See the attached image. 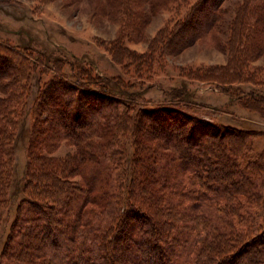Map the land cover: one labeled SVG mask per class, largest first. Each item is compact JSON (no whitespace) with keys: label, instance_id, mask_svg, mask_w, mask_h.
<instances>
[{"label":"trees","instance_id":"16d2710c","mask_svg":"<svg viewBox=\"0 0 264 264\" xmlns=\"http://www.w3.org/2000/svg\"><path fill=\"white\" fill-rule=\"evenodd\" d=\"M213 1L199 0V4L203 8ZM217 14L207 13L197 29L190 24L193 18H187L177 30L208 33L217 27ZM263 39L264 0H242L229 25L226 77L243 74ZM47 62L44 54L0 44V210L11 185L15 129L32 93L31 81L35 73L46 72ZM78 62L84 67L72 63L69 73L52 62L54 77L38 89L32 105V114L40 116L48 110L53 124L63 120L65 125L57 131L76 151L60 159L34 153L26 167L20 184L23 198L5 244L16 264H264V249L255 248L264 244V150L253 154L251 139L241 131L202 124V119L184 114L196 110L184 87L171 88L161 101L150 103L142 88L132 90L98 74L89 61ZM78 92L126 109L118 113L131 127L134 145L129 160L122 158L115 139L120 129L116 112L109 111L104 122L95 123L91 115L77 125L89 114ZM166 113L184 115L193 123L170 127L160 120ZM140 114L154 116L159 138L155 146L145 143L142 150L135 148ZM94 135L106 139L104 154L98 151L102 141L88 143ZM218 149L222 152L216 154ZM213 152L221 159L218 166L209 157ZM145 155L146 166L141 163ZM85 163L93 167L92 180L71 181L75 176L84 179L80 167ZM118 164L124 167L119 182L113 181ZM152 215L161 217L159 224L150 219ZM134 219L139 223L131 222ZM28 222L35 225L27 226ZM126 247L130 248L125 259Z\"/></svg>","mask_w":264,"mask_h":264},{"label":"rangeland","instance_id":"374dc122","mask_svg":"<svg viewBox=\"0 0 264 264\" xmlns=\"http://www.w3.org/2000/svg\"><path fill=\"white\" fill-rule=\"evenodd\" d=\"M139 1L136 5L132 0H0V44L26 49L34 55L41 53L48 60L46 72L42 75L35 73L31 81L32 93L13 137L11 185L7 192V202L0 210V256L5 254L2 264L17 263L11 255V248H5V244L12 232L16 206L23 198L21 180L33 154L60 159L76 151V147L57 131L58 127L65 125L63 120L56 119L53 124L48 110L40 116L31 113L38 89L54 77L52 73L56 64H62L64 72L69 73L72 63L76 67H84L82 62L75 63L76 59H85L95 67L98 74L117 79L132 90L142 88L144 98L150 103L161 101L163 93L171 88L184 87L196 109H184V114L202 119L199 122L202 124L241 131L251 139L253 154L264 150V42L258 53L251 55L252 60L247 63L242 75L235 77L230 74L226 77L227 73L224 72L231 55L228 49L229 25L242 0H225L221 3L215 0L203 8L199 0H158L155 7L153 5L157 0ZM217 11L220 12L217 14V27L210 32H200L201 35L190 30L178 32V24L183 20L193 18L190 24H195L194 28L197 29L206 21L207 13ZM215 88L224 91L219 92ZM82 93L78 92L79 98L86 101L89 114L77 125L85 124L91 115L95 123H101L108 118L107 113L111 110L117 115H120L118 112L126 111L123 106L106 99ZM208 106L216 112L208 110ZM43 109L48 108L45 106ZM160 120L171 124L170 127L177 123L189 127L193 123L184 115L176 113L163 114ZM119 125L115 139L122 158L129 160L131 154L128 151L130 145H134L130 142V123L120 115ZM156 125L158 123L154 116L139 115V142L135 148L138 146L142 150L145 143L149 146L158 143L159 138L154 133ZM204 129L209 128L207 126ZM204 129L198 131L201 133ZM102 140L94 135L87 141L99 144ZM183 142L186 143L184 139ZM101 145L99 153L104 152V142ZM221 152V149L215 151L216 154ZM209 157L218 166L221 159H216L214 152ZM142 158L141 163L146 166L148 156ZM121 165L114 168L113 181L123 179L124 167ZM92 171L93 167L85 163L80 167L84 179L75 176L70 180L85 184L87 180H92ZM137 182L139 184L140 181ZM150 219H156L157 224L161 221L159 216L152 215ZM131 222L139 223V220ZM26 225L33 224L28 222ZM132 243L128 241V246ZM129 248L126 247L122 254L125 259ZM255 248L264 249V244H258ZM240 260L244 262L243 258Z\"/></svg>","mask_w":264,"mask_h":264}]
</instances>
